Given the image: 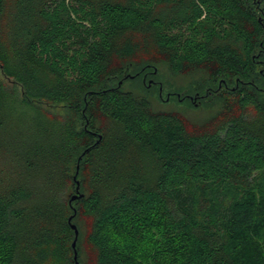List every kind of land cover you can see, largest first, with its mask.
<instances>
[{"label":"trees","instance_id":"trees-1","mask_svg":"<svg viewBox=\"0 0 264 264\" xmlns=\"http://www.w3.org/2000/svg\"><path fill=\"white\" fill-rule=\"evenodd\" d=\"M73 209L79 264H264V0H0V264H75Z\"/></svg>","mask_w":264,"mask_h":264},{"label":"rangeland","instance_id":"rangeland-1","mask_svg":"<svg viewBox=\"0 0 264 264\" xmlns=\"http://www.w3.org/2000/svg\"><path fill=\"white\" fill-rule=\"evenodd\" d=\"M151 57H152L151 54H146L145 55V58H146L147 61H152L153 62V60H152L153 58H151ZM158 68H161L160 71H158V73H160L161 75H164V78L167 79L168 83L171 84V85H176L177 84V85L184 86V85L188 84V82H190L191 77L192 78H197L198 77V74L196 72L186 73L187 76H183V75H180V74L173 76L168 71L166 72V70L164 69V66L161 65V66H158ZM152 72H153V74H155L156 73V70L154 69ZM124 77L130 79V78H133V75L129 73V74L124 75ZM143 77H144L143 78L144 81L146 80L145 85H147L148 87L149 86H153L152 83L159 82L158 80L153 81V79H151L152 77H147L146 75H144ZM7 82H9V81H7ZM119 84H121V81L119 82ZM220 87H221V82H219L218 85H217V88H220ZM154 93H156V90H154L150 94L155 97L156 95H154ZM182 93L178 92L177 90H171V89H169V90L167 89V91H165V89L163 90L162 87L160 85H158V95L161 98V100L163 101L159 105L160 108L161 109L162 108L163 109H167V110H174L175 109V102L173 101V99H171L172 101H169L170 100V97H172L170 94L174 95V97L176 98V100L180 101L181 99L184 98V96H182ZM185 96H186V99H188L189 101L193 102V104H196L195 102L198 101V100L195 99L196 97H198V94H196L195 96H191L189 94H186ZM203 96L204 95H200L199 97L203 98ZM180 105L183 106V107H185V104L184 103H182ZM199 109L200 108L197 109L198 111L189 110L188 108H181L180 110L181 111L184 110V111L188 112V114L190 116L191 115H195V114H199L200 116L207 117V116L211 115L214 112V110H217L218 107L217 106H214L213 109H211V110H206V109H202V108L200 110ZM181 114H182V116L184 118L183 120L188 124V126L191 127V128H193L192 130L195 129L194 131H196V130L197 131H200L199 130V127L197 125L191 124L192 122L190 121L191 119L188 117V115H186L183 111H182ZM193 120L198 121L199 118L196 116V118H194ZM199 122H200V120H199ZM194 123H198V122H194ZM74 174H75V172H74ZM75 214H76V211L73 209V214H72L73 215V218H74ZM81 223L84 224L85 227H88L89 226V222L85 218H83L81 220ZM76 229H77V227H76ZM75 250H76V244H75ZM81 250L84 252L85 257L89 260V256H88L89 247H87L86 244L84 243L82 245Z\"/></svg>","mask_w":264,"mask_h":264},{"label":"water","instance_id":"water-1","mask_svg":"<svg viewBox=\"0 0 264 264\" xmlns=\"http://www.w3.org/2000/svg\"><path fill=\"white\" fill-rule=\"evenodd\" d=\"M100 138V137H99ZM84 154V153H83ZM81 159V158H80ZM78 170H79V166L77 165L76 166V170H75V174L73 176V181L75 183V193L70 197L69 199V204L78 199V198H82L83 195L79 193V182L76 180V175L78 174ZM73 218V215L70 216L68 218V223L70 224V228L73 230L74 232V238H73V241H72V244H71V247L73 249V259L75 261V264H79L78 261H77V251L75 250V244H76V240H77V236H78V230L76 229V226L71 224V220Z\"/></svg>","mask_w":264,"mask_h":264}]
</instances>
